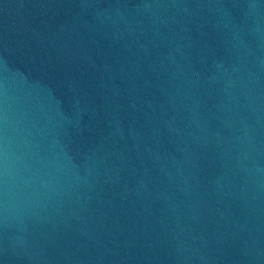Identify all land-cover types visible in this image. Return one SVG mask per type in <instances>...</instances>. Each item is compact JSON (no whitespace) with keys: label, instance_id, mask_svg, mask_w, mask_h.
Instances as JSON below:
<instances>
[{"label":"water","instance_id":"95a60500","mask_svg":"<svg viewBox=\"0 0 264 264\" xmlns=\"http://www.w3.org/2000/svg\"><path fill=\"white\" fill-rule=\"evenodd\" d=\"M0 264H264V0H0Z\"/></svg>","mask_w":264,"mask_h":264}]
</instances>
